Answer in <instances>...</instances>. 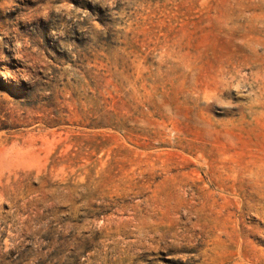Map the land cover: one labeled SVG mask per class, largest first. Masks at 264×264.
Here are the masks:
<instances>
[{
	"label": "rangeland",
	"instance_id": "obj_1",
	"mask_svg": "<svg viewBox=\"0 0 264 264\" xmlns=\"http://www.w3.org/2000/svg\"><path fill=\"white\" fill-rule=\"evenodd\" d=\"M0 264H264V0H0Z\"/></svg>",
	"mask_w": 264,
	"mask_h": 264
}]
</instances>
